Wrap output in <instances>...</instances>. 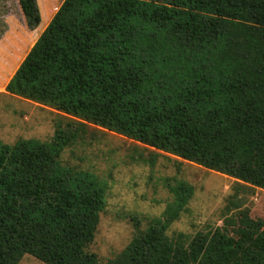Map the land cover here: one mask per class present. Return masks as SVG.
<instances>
[{
  "label": "trees",
  "instance_id": "1",
  "mask_svg": "<svg viewBox=\"0 0 264 264\" xmlns=\"http://www.w3.org/2000/svg\"><path fill=\"white\" fill-rule=\"evenodd\" d=\"M19 5L35 29L38 1ZM6 90L70 118L49 141L0 139V264H264V219L239 204L214 230L168 234L185 181L102 263L106 184L62 159L93 124L264 189V0H64Z\"/></svg>",
  "mask_w": 264,
  "mask_h": 264
},
{
  "label": "rangeland",
  "instance_id": "2",
  "mask_svg": "<svg viewBox=\"0 0 264 264\" xmlns=\"http://www.w3.org/2000/svg\"><path fill=\"white\" fill-rule=\"evenodd\" d=\"M10 2L19 12V0ZM12 109L26 111L29 119L24 120ZM69 118L46 105L11 98L0 110L1 135L6 140L11 138L7 130L13 122L34 123L28 136L49 141L57 125ZM62 159L65 164L92 171L106 184L107 205L89 247L102 263L115 258L128 245L136 225L146 229L150 218L162 216L173 200L168 182L172 185L185 181L194 187L186 210L168 230L170 236L177 232L195 236L200 231L214 230L223 225L226 216L238 212V204L248 209L251 217L264 219V189L93 124L88 126L84 139L64 150ZM19 264L46 263L27 254Z\"/></svg>",
  "mask_w": 264,
  "mask_h": 264
},
{
  "label": "crops",
  "instance_id": "3",
  "mask_svg": "<svg viewBox=\"0 0 264 264\" xmlns=\"http://www.w3.org/2000/svg\"><path fill=\"white\" fill-rule=\"evenodd\" d=\"M37 1L40 7L41 21L35 29H30L26 25L21 8L18 12L15 4L12 5L11 2L9 4V0H0V110L8 106V101L11 98L40 105L34 101L11 94L6 90L7 84L64 0ZM12 112L23 116L24 120L29 119L24 110L12 109ZM34 128V123L27 124L23 122L16 125L13 122L7 130L11 133V138L6 140L1 135L3 125L0 124V139L5 143L12 144L21 138H34L28 136Z\"/></svg>",
  "mask_w": 264,
  "mask_h": 264
}]
</instances>
